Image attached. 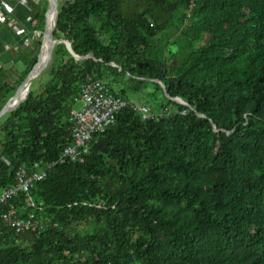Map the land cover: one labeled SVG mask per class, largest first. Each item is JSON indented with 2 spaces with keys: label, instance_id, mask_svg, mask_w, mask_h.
Listing matches in <instances>:
<instances>
[{
  "label": "trees",
  "instance_id": "1",
  "mask_svg": "<svg viewBox=\"0 0 264 264\" xmlns=\"http://www.w3.org/2000/svg\"><path fill=\"white\" fill-rule=\"evenodd\" d=\"M46 4L30 2L36 36L18 78L0 73V108L37 61ZM57 9L50 62L0 117V190L72 142L87 81L126 100L152 84L162 101L143 104L149 118L122 108L82 162L0 206L39 222L20 233L0 222V264H264V0Z\"/></svg>",
  "mask_w": 264,
  "mask_h": 264
},
{
  "label": "built area",
  "instance_id": "2",
  "mask_svg": "<svg viewBox=\"0 0 264 264\" xmlns=\"http://www.w3.org/2000/svg\"><path fill=\"white\" fill-rule=\"evenodd\" d=\"M189 2L193 3V0ZM76 100L80 103V108L71 111L72 142L64 147L54 161L44 164L36 162L31 168L19 167L15 171L14 184L0 190V206L7 204L18 193L28 192L56 164L82 162L93 135L105 131L122 108L131 105L141 112L143 118L152 116L146 106L111 93L108 87L97 80H89L83 84ZM0 222L17 233L26 230L36 231L39 227V222L32 214L20 218L12 206L0 210Z\"/></svg>",
  "mask_w": 264,
  "mask_h": 264
},
{
  "label": "crops",
  "instance_id": "3",
  "mask_svg": "<svg viewBox=\"0 0 264 264\" xmlns=\"http://www.w3.org/2000/svg\"><path fill=\"white\" fill-rule=\"evenodd\" d=\"M46 0H0V73L14 69L36 36L30 2L44 5Z\"/></svg>",
  "mask_w": 264,
  "mask_h": 264
},
{
  "label": "water",
  "instance_id": "4",
  "mask_svg": "<svg viewBox=\"0 0 264 264\" xmlns=\"http://www.w3.org/2000/svg\"><path fill=\"white\" fill-rule=\"evenodd\" d=\"M46 11H45V28L42 34L41 45L37 54V61L28 72L25 79L22 81L20 86L17 88V92L14 96H12L1 108H0V117L6 112L15 109L21 102L26 100L31 82L33 78H35L41 70L44 68L46 64L50 62L52 55V48L55 44V40L53 39V32L55 30L57 24V0H46ZM53 16L52 23H50L49 17ZM67 47L69 46L66 43ZM71 53L72 50L69 49ZM179 102V99H175ZM215 127V126H214Z\"/></svg>",
  "mask_w": 264,
  "mask_h": 264
},
{
  "label": "rangeland",
  "instance_id": "5",
  "mask_svg": "<svg viewBox=\"0 0 264 264\" xmlns=\"http://www.w3.org/2000/svg\"><path fill=\"white\" fill-rule=\"evenodd\" d=\"M66 0H57L58 3H63ZM16 70L11 73L12 80H16L19 76V73L22 69V65L19 62L18 65L16 66ZM43 70L41 71V73ZM40 73V74H41ZM47 78V75L43 74L38 80L36 85L39 86L41 83H43ZM129 101L134 102L136 104H141V105H148L151 104L152 102H157V101H162V93L158 90L155 89V87L152 84H148L144 91L139 92V93H134L130 94L127 96ZM80 108V103H77L75 105V110Z\"/></svg>",
  "mask_w": 264,
  "mask_h": 264
},
{
  "label": "bare ground",
  "instance_id": "6",
  "mask_svg": "<svg viewBox=\"0 0 264 264\" xmlns=\"http://www.w3.org/2000/svg\"><path fill=\"white\" fill-rule=\"evenodd\" d=\"M52 18H53V16L51 17V15H50V17H49L50 23H52Z\"/></svg>",
  "mask_w": 264,
  "mask_h": 264
}]
</instances>
